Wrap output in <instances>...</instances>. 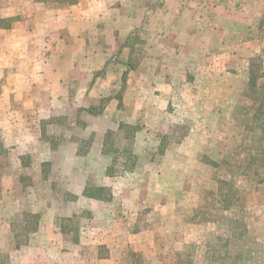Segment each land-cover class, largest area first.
I'll use <instances>...</instances> for the list:
<instances>
[{
  "label": "crops",
  "instance_id": "1",
  "mask_svg": "<svg viewBox=\"0 0 264 264\" xmlns=\"http://www.w3.org/2000/svg\"><path fill=\"white\" fill-rule=\"evenodd\" d=\"M143 18L136 58L131 38ZM262 52L264 0H0L1 193L22 195L0 210L8 221L25 210L37 218L29 251L49 245L38 258L51 264L61 246L70 255L85 241L109 248L105 260L125 257L116 252L126 248L145 255L158 216L165 243L183 235L169 257L191 243L192 264H220L208 261L205 236L188 240L186 228L232 240L228 227L189 225L177 211L197 208L185 201L189 190L208 189L209 164L221 160V141L235 128L219 100L241 95L236 86ZM244 211L262 214L264 206Z\"/></svg>",
  "mask_w": 264,
  "mask_h": 264
},
{
  "label": "rangeland",
  "instance_id": "2",
  "mask_svg": "<svg viewBox=\"0 0 264 264\" xmlns=\"http://www.w3.org/2000/svg\"><path fill=\"white\" fill-rule=\"evenodd\" d=\"M156 5H159V3L154 4L153 9L156 8ZM126 6L128 8L126 2L123 1L122 12L124 13H126ZM140 9L141 6H139L138 12ZM145 23L144 18L139 19V24L136 25L137 33L131 38V43L138 50L137 53L135 52L136 58L140 57L142 53L143 39L139 31L143 29ZM251 58L247 76L248 82L239 83L236 86L238 90H241V95L227 105L226 102L224 103V99L219 100L221 107L225 108L226 111L233 112L231 117L234 121L233 126L236 129L233 128L225 132L227 136L224 137L220 145L221 152L224 153L221 160L218 163L209 164L213 166L214 172L207 186L208 189L198 195L194 190H189L185 201L188 204L198 205L197 208L177 211L180 215H183V218L185 217V221L189 225L201 224V226H205L214 222L219 224L218 226L228 227L233 235L232 240L231 238H217L216 235L209 236V234L214 235V233L204 231L205 228L203 231L198 229L196 234L192 228H186V238L188 240L194 238V240L200 241V237L205 236V250L210 251L209 254H212V260L208 259V261L220 264H264V227H256L260 221L264 225V213L260 214L252 211L249 215L244 211L246 208L264 206V164H261V158L264 159V153H261L264 151V56L259 59H256L257 56ZM187 104L185 101L184 105L187 106ZM171 132L177 139L186 137L184 131L171 130ZM222 133V130L216 132L219 138H222ZM112 139L113 134L109 133L107 140ZM125 152L124 154L128 158L126 167L129 168L132 165L133 156L131 147L126 148ZM251 156L256 157L253 160L256 162L251 161V159L249 161ZM5 172H7V163L0 161V205L11 206L22 199V195L21 193L17 194L16 191L2 195L1 176ZM116 172H119V168H116ZM11 187H15V183H13V186L9 185V189ZM115 204L117 205V203ZM226 209L232 211L233 214L226 215L223 213L222 211ZM165 211L168 213L175 212L172 207ZM9 217L10 220L8 221L7 216L0 210V264H34L36 262V264H51L49 260L42 262L38 258L43 257L45 259L48 257L50 254L49 245L40 246L37 256H35L36 249L29 251L31 233L28 231L35 227L37 218H33L26 210L14 213L13 217ZM248 217H250V222L246 220ZM107 222L108 220L106 224ZM159 222H161V219L154 216L152 224L154 238L148 254H134L127 251L126 248L121 253L116 252L118 256L123 254L125 257L115 260H105L111 254L109 248L102 246L91 248L92 246L86 241L81 245L75 243L77 241L75 238L79 236L75 223L69 222L70 225L64 223L66 235L73 238V240L75 239L73 241L75 245H73L70 255L67 254V249L62 248L64 245L61 246L63 251L60 254V259L55 260V264H192L195 246L191 243L186 245L185 253L176 255L177 257H169L165 253L166 251L178 253L176 242L182 240L183 235L182 233L172 232L173 240L176 242L168 245L164 242L165 231L157 226ZM168 223L171 225L172 220H168ZM35 244L38 243L35 242ZM54 246H57V244H54ZM95 254L100 260L95 259Z\"/></svg>",
  "mask_w": 264,
  "mask_h": 264
},
{
  "label": "trees",
  "instance_id": "3",
  "mask_svg": "<svg viewBox=\"0 0 264 264\" xmlns=\"http://www.w3.org/2000/svg\"><path fill=\"white\" fill-rule=\"evenodd\" d=\"M262 154L264 153V151L263 152H261ZM260 153V154H261ZM250 159H251V161H253L254 159H256V157L254 158V157H252L251 156V158H249V161H250ZM261 164H264V159L263 158H261ZM253 162H256V161H253ZM226 208V207H225ZM227 208H230V207H227ZM33 218H36L35 216H33ZM36 230V225H35V227L34 228H32V230L31 231H28L29 233H33L34 231Z\"/></svg>",
  "mask_w": 264,
  "mask_h": 264
}]
</instances>
